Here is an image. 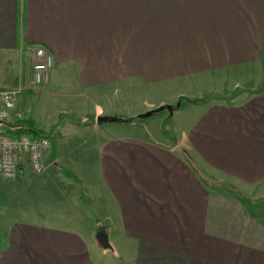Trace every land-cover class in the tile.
I'll use <instances>...</instances> for the list:
<instances>
[{
	"label": "crops",
	"instance_id": "crops-1",
	"mask_svg": "<svg viewBox=\"0 0 264 264\" xmlns=\"http://www.w3.org/2000/svg\"><path fill=\"white\" fill-rule=\"evenodd\" d=\"M33 46L55 62L40 87L31 85ZM263 84L264 0H0V92L24 90L6 123L22 114L38 130L59 128L46 161L58 185L47 200L63 206L54 215L42 200L26 215L21 203L0 264H103L100 231L119 258L112 240L125 241L122 264H264V220L208 177L264 195ZM184 85L172 101L199 100L193 85L209 99L180 138L124 124L107 105L113 87L154 95ZM88 94L103 102L93 112ZM58 99H81L84 119L65 118L74 107ZM172 101L152 97L146 110Z\"/></svg>",
	"mask_w": 264,
	"mask_h": 264
},
{
	"label": "rangeland",
	"instance_id": "rangeland-1",
	"mask_svg": "<svg viewBox=\"0 0 264 264\" xmlns=\"http://www.w3.org/2000/svg\"><path fill=\"white\" fill-rule=\"evenodd\" d=\"M30 52V51H29ZM31 53V52H30ZM54 69V68H53ZM197 80L196 82H198ZM233 82L230 79L228 86L232 85ZM42 86V85H41ZM184 85L183 87H180L182 89H178L177 91L174 90L175 88H170V89H165L162 90L158 94H147L145 92H139L136 89L133 91H128L127 89H120L116 90L114 87L110 88L109 91V99L107 105L111 108H113L115 111L113 112L114 118L118 117L124 124H131L134 125L136 124L138 127L141 128L144 124H151V129L153 131H160V129L163 126L164 130H167L166 135L171 137V139L175 138H180L183 131L187 128L188 125L192 122V119L194 118L193 112L195 108L199 104L206 102L209 99V94H206L207 88H204L203 86H200L196 88L193 85V89L195 90V95H197L199 100H193L189 99L187 97H194L191 95H184L183 98H180L179 100H174L172 99L175 97L176 93L178 91H188L189 87H186ZM254 87V84H249L246 89H252ZM264 87V84L261 86ZM185 88V89H184ZM152 95V96H151ZM31 99L33 98L32 95H29ZM87 98H91L95 103L91 104L89 106H85L86 109L88 108V111H94L95 110V104L97 103H102L100 100L97 98L93 97V95H86ZM196 96V97H197ZM154 97V101H158L159 99H170L172 102L169 105L170 108H172V111L168 109V106H165L166 109L161 112H157L151 117H147L146 119H143L142 116H145L151 112L147 111L148 103H150L151 98ZM211 97V96H210ZM220 97V96H219ZM203 99V100H202ZM232 97L228 98L226 101L231 102ZM60 106L67 108L70 104V106H73L74 109H72V117H65V118H72L80 121L84 119V103L81 101V99H72V100H66V101H59ZM86 100V99H85ZM69 103V104H68ZM55 105V104H54ZM92 108V109H91ZM85 111V110H84ZM147 111V112H146ZM139 113V114H135ZM119 115V116H117ZM132 115L134 116H139L136 119H133ZM31 116L28 115V118ZM25 119V116H23ZM49 118H45L40 122V127L42 129L48 130V123H49ZM116 119V118H115ZM41 120V119H40ZM39 120V121H40ZM47 121V122H43ZM106 126H111V128H121L123 130H126V134H134L133 132L140 133L138 130H134L133 132L130 131L129 129H124L120 125L119 127H116V124L112 123H107L104 125L103 128ZM127 128V126H126ZM54 128L50 129L51 130ZM119 129V130H121ZM5 130V125L0 124V132H3ZM85 131L80 132L79 135H76L73 133V135L80 136L81 138H84L82 134ZM69 136V135H68ZM70 145L74 147V142L68 139L67 144H65V147ZM59 146V145H58ZM68 149L66 150L67 153L70 152ZM71 164L72 162L69 161ZM61 167V166H60ZM48 175L47 176H38L36 175L31 169L27 171V176L26 178H15L12 180H4L0 179V250L4 249L7 245L6 241V236L8 235V232L12 229V225L14 221L16 220L17 216L14 211H17L19 209V205L23 203V212L24 214L28 215L31 212H33L35 203L37 206V212H40V205L41 201L43 200V203L47 209H53L54 214L56 215L57 213H61L60 211H63V206L59 204L58 200H53L49 199L47 200L54 188L52 186L58 185V181H55V179L51 175V165H48L47 167ZM59 168H56L55 166L52 165V172L53 173H58ZM210 178V181L214 182L213 185L216 186L217 189L224 191L225 193L231 194L232 196L238 197V194H241L245 196V203L247 204L248 208L252 212H254L256 215L261 217V219L264 220V195L261 192H256L253 188L249 187H244L240 184H237L231 180H228L226 178H222L221 176H213L211 174L208 175ZM44 183V184H42ZM48 184V188L46 190L42 189V186ZM224 189H220L223 188ZM234 189V190H232ZM49 192L50 195L47 193ZM237 194V195H236ZM46 197V198H45ZM52 197V196H51ZM43 198V199H42ZM72 204V203H71ZM10 205V207H9ZM55 209H58L55 212ZM60 210V211H59ZM96 242L97 245V250L96 253L98 254V260L102 262L103 264H122V259H124L122 255V251L125 252L126 249V243L123 241V239L120 238V236H117L115 239L112 240V243L116 246L117 252L120 253V258L118 257L117 254H113V252H105L102 248L98 246L96 238L93 240ZM91 240V242H93Z\"/></svg>",
	"mask_w": 264,
	"mask_h": 264
},
{
	"label": "built area",
	"instance_id": "built-area-1",
	"mask_svg": "<svg viewBox=\"0 0 264 264\" xmlns=\"http://www.w3.org/2000/svg\"><path fill=\"white\" fill-rule=\"evenodd\" d=\"M31 79L32 87L44 85L54 68L53 55L43 47L33 46ZM30 87V83L23 88ZM0 92V123L7 122L17 109V100L24 90ZM22 120L23 115L18 114ZM52 140L34 134L12 135L0 132V179L12 180L17 178L21 168H29L36 175L42 176L47 171L46 161L52 151Z\"/></svg>",
	"mask_w": 264,
	"mask_h": 264
},
{
	"label": "trees",
	"instance_id": "trees-1",
	"mask_svg": "<svg viewBox=\"0 0 264 264\" xmlns=\"http://www.w3.org/2000/svg\"><path fill=\"white\" fill-rule=\"evenodd\" d=\"M0 124H4V125L9 126V128L6 129L7 131L3 132V133H8V134L17 135V136L25 135V134H34L37 136H44V137H47L49 139H54L55 135L57 134V132L59 130L58 127H54V129L51 130L52 132H50V131L45 132V131L38 130L37 128L34 127V124L30 121V119H22L21 121H19V124L14 125L12 127L9 124H7L6 122H1ZM67 175L69 177H71L72 179L76 180V177L73 174L68 173ZM213 183L214 182L210 181V184H212V186H213ZM223 188H225V187H223ZM232 190H234V189H232ZM237 196H238L237 198H239L241 200H245V198H246L245 196H243L241 194H238Z\"/></svg>",
	"mask_w": 264,
	"mask_h": 264
},
{
	"label": "water",
	"instance_id": "water-1",
	"mask_svg": "<svg viewBox=\"0 0 264 264\" xmlns=\"http://www.w3.org/2000/svg\"><path fill=\"white\" fill-rule=\"evenodd\" d=\"M165 108H161L160 110H157L156 112H161V111H164ZM168 109L170 111H172V108L168 107ZM155 112H151L145 116H143V118H147V117H150L154 114ZM97 240H98V243L99 245L104 249V250H110L111 249V245L108 241V237H107V234L105 231H100L98 236H97Z\"/></svg>",
	"mask_w": 264,
	"mask_h": 264
},
{
	"label": "bare ground",
	"instance_id": "bare-ground-1",
	"mask_svg": "<svg viewBox=\"0 0 264 264\" xmlns=\"http://www.w3.org/2000/svg\"><path fill=\"white\" fill-rule=\"evenodd\" d=\"M24 173V172H23Z\"/></svg>",
	"mask_w": 264,
	"mask_h": 264
}]
</instances>
